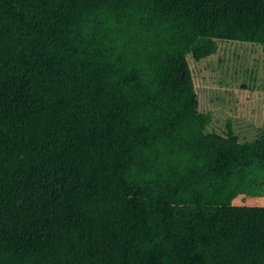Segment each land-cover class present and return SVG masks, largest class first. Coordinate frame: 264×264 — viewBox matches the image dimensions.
Returning <instances> with one entry per match:
<instances>
[{
    "label": "trees",
    "instance_id": "16d2710c",
    "mask_svg": "<svg viewBox=\"0 0 264 264\" xmlns=\"http://www.w3.org/2000/svg\"><path fill=\"white\" fill-rule=\"evenodd\" d=\"M218 40L264 46V0H0V264H264V137L198 112Z\"/></svg>",
    "mask_w": 264,
    "mask_h": 264
},
{
    "label": "rangeland",
    "instance_id": "374dc122",
    "mask_svg": "<svg viewBox=\"0 0 264 264\" xmlns=\"http://www.w3.org/2000/svg\"><path fill=\"white\" fill-rule=\"evenodd\" d=\"M215 53L202 61L188 56L199 113L210 115L205 133L233 132L242 143L264 137V46L250 42L218 40ZM257 185L234 201L237 206H264V162L253 169Z\"/></svg>",
    "mask_w": 264,
    "mask_h": 264
}]
</instances>
